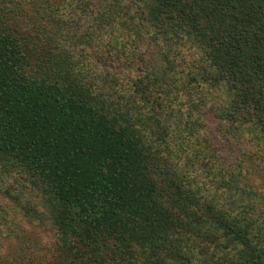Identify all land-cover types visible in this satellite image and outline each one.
Segmentation results:
<instances>
[{"label": "trees", "instance_id": "16d2710c", "mask_svg": "<svg viewBox=\"0 0 264 264\" xmlns=\"http://www.w3.org/2000/svg\"><path fill=\"white\" fill-rule=\"evenodd\" d=\"M207 113L264 161V0H0V264H264Z\"/></svg>", "mask_w": 264, "mask_h": 264}, {"label": "rangeland", "instance_id": "374dc122", "mask_svg": "<svg viewBox=\"0 0 264 264\" xmlns=\"http://www.w3.org/2000/svg\"><path fill=\"white\" fill-rule=\"evenodd\" d=\"M93 54V51H91ZM94 55V54H93ZM95 56V55H94ZM116 65L117 61H111ZM116 76L121 80H125L128 84H132L135 80V77L126 74V72L120 67L116 72ZM179 84V83H178ZM182 85V84H181ZM181 85L180 88L182 87ZM207 90V88L205 89ZM190 92V91H189ZM196 92V93H195ZM193 91L192 98L189 99L188 97H183V103L181 105L174 106L173 96L171 95L169 101L165 104L168 105L170 108L168 109H175L179 110L180 112L183 111L188 115L189 108L193 105V103L199 104L200 108L201 105L198 102L200 96H202L201 91ZM206 92V91H205ZM173 93V92H172ZM191 93V92H190ZM211 98V95L209 94ZM198 99V100H197ZM164 102V101H163ZM208 109L209 104L207 103ZM204 111V110H203ZM205 118H201L199 120V124L197 125L198 130L192 131L194 134V140L198 144H201L205 148L208 149V155L210 156H218L220 158L226 159L227 163L237 164L238 162L244 163V168H239L237 173L242 177V183L245 182L243 189H233L228 191H218V188H221L217 182H212V180H206V188H209V191H203V193L207 195H215L219 198L223 194L231 196L232 198H241L243 197L244 193L248 191L247 189L251 190L252 192H258L260 195H264V161L261 158V152L258 145L252 144L250 142V137L248 135H244L243 133H233L231 127L225 123H220L213 115L210 113L205 114ZM192 117V116H191ZM191 117L185 118L187 121ZM197 119V118H196ZM193 119H191L187 124L180 123L181 126L177 128L176 135L180 134V138L183 139L187 133H191ZM202 127V129L200 128ZM262 147V146H261ZM264 156V155H263ZM235 168V167H234ZM204 179V178H202ZM201 179V180H202ZM193 188L196 190H200L199 187L197 188L193 185ZM222 189V188H221ZM243 193V194H242ZM247 196V195H246ZM250 197H248L249 199ZM222 199V198H221Z\"/></svg>", "mask_w": 264, "mask_h": 264}]
</instances>
